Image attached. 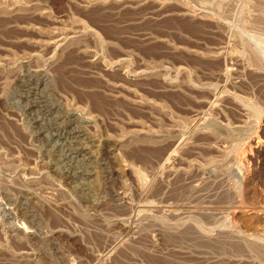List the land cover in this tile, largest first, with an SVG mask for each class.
Segmentation results:
<instances>
[{"label": "rangeland", "instance_id": "1", "mask_svg": "<svg viewBox=\"0 0 264 264\" xmlns=\"http://www.w3.org/2000/svg\"><path fill=\"white\" fill-rule=\"evenodd\" d=\"M263 2L0 0V264H264Z\"/></svg>", "mask_w": 264, "mask_h": 264}, {"label": "bare ground", "instance_id": "2", "mask_svg": "<svg viewBox=\"0 0 264 264\" xmlns=\"http://www.w3.org/2000/svg\"><path fill=\"white\" fill-rule=\"evenodd\" d=\"M264 3V2H263ZM264 16V15H263ZM262 24V23H261ZM80 130V129H79ZM84 132V131H83ZM80 135H78V136H82V135H84L85 134V132H84V134L81 132V130L78 132ZM87 135L85 134V136H84V138L86 137ZM77 137V136H76ZM90 138V137H89ZM82 145V144H81ZM83 148V147H82ZM82 148H81V151L80 152H77L76 154L80 157V156H83V158L81 157L80 159H82L83 161L86 159V160H89V157H87V156H85V153H84V151L82 150ZM84 148H86V147H84ZM83 148V149H84ZM87 149V148H86ZM88 149H89V147H88ZM91 150V149H90ZM88 151V150H87ZM88 153V152H87ZM91 153V152H90ZM76 154H74V155H76ZM92 154V153H91ZM89 156V155H88ZM78 157V158H79ZM91 157V156H90ZM85 160V162H86V164H85V170L87 171V173L86 174H88V176L89 175H92V168H90V166L91 165H89L88 163L89 162H92V160H89V161H86ZM82 161V162H83ZM88 162V163H87ZM84 164V163H83ZM134 168V167H133ZM132 167H127V168H125V169H123L125 172H127L128 174H131L132 176H135L136 178L135 179H139V174L138 173H136V171L133 169ZM119 172H121V171H119ZM123 173V172H122ZM121 174V173H120ZM130 175V176H131ZM132 178V177H131ZM86 184H87V182H85V181H81L80 183H79V185L81 186V188H83V189H86L87 190V186H86ZM139 184V183H138ZM252 184V183H251ZM249 185V184H248ZM253 185V184H252ZM250 186V185H249ZM89 187H90V185H89ZM251 191H254V190H251ZM252 193V192H251ZM254 193V192H253ZM256 198V197H255ZM250 200H251V198H250ZM256 200V199H255ZM253 203V202H252ZM244 213V212H243ZM236 214V213H235ZM241 214V213H240ZM237 215V214H236ZM254 215V214H253ZM256 216H258L257 214H255ZM245 216V215H244ZM262 216V215H261ZM259 218H260V216H258ZM250 218V217H249ZM252 218V217H251ZM255 218V217H254ZM254 218H252V219H254ZM244 220V219H243ZM247 222H248V220H247ZM250 223V222H249ZM248 230V229H247ZM252 231V230H251ZM250 235H251V233H250ZM245 237V236H244ZM259 239V238H258ZM245 240V239H244ZM261 244V243H260ZM251 245V244H250ZM247 247V246H246ZM263 251V250H262Z\"/></svg>", "mask_w": 264, "mask_h": 264}]
</instances>
